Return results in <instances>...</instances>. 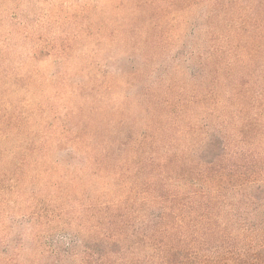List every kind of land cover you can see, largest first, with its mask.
<instances>
[{
	"label": "trees",
	"instance_id": "16d2710c",
	"mask_svg": "<svg viewBox=\"0 0 264 264\" xmlns=\"http://www.w3.org/2000/svg\"><path fill=\"white\" fill-rule=\"evenodd\" d=\"M239 1L248 7L236 21L242 35L217 28L222 38L213 54L199 63L188 57L175 101L169 77L139 89L141 120L126 116L136 108L129 95H117L113 106L89 101L101 120L71 128L68 118L49 131H28L29 120L0 115V130H8L0 145H15L0 148V184L15 183L0 192L11 195L6 202L22 219L15 239L11 227L0 233L1 264H264V0H235L231 17L242 11ZM120 28L134 35L139 27ZM117 30L97 28L91 36L111 41ZM136 36L144 46L150 38L154 48L163 44L149 32L147 40ZM165 112L167 130L159 123ZM176 126L182 139L172 142ZM86 177L100 184L78 194ZM60 227L67 238H55Z\"/></svg>",
	"mask_w": 264,
	"mask_h": 264
},
{
	"label": "rangeland",
	"instance_id": "374dc122",
	"mask_svg": "<svg viewBox=\"0 0 264 264\" xmlns=\"http://www.w3.org/2000/svg\"><path fill=\"white\" fill-rule=\"evenodd\" d=\"M233 2L235 0H0V115L5 116L7 122L13 116H22L30 122L26 125L28 131L34 125L49 131L68 118V128H71L90 117L99 123L101 118L91 113L89 101L98 106H113L117 95H129L136 108L127 111L126 116L141 120L145 111L140 106L143 101L139 99V89L149 88L157 79L169 77L168 97L175 101L178 93L182 94V69L192 65L188 57L193 53L194 63H199L203 61H199V57L213 54L222 38L217 28L220 27L224 35L235 38L236 32L242 35L236 21L245 18L248 7L239 1L237 4L242 11L231 17L227 13ZM131 23L139 27L134 35L119 29ZM157 25H161V33L153 30ZM102 27L118 29L116 36L111 41L91 36V32ZM148 32L162 37L160 48L152 46L151 38L147 46L132 38L137 35L147 40ZM232 44L243 46L236 40ZM108 81L115 87L112 93L104 91ZM93 89L103 97L96 95ZM72 91L79 95L74 97ZM179 108L182 113V103ZM167 116L165 112L164 120L159 119L166 130L169 127ZM181 130L174 128L172 142L176 137L182 139ZM5 133L8 130H0V136ZM13 144L14 141H2L1 151H11ZM56 156L64 163L69 162L65 154ZM7 171L10 176L13 167H7ZM100 180L84 178L82 189L77 193H87L90 186L100 184ZM14 185L13 181L5 179L0 188L13 189ZM10 197L7 191L0 192V233L4 237L6 228L11 227L9 240L15 239L22 226L21 216L11 211L18 209L14 203L6 202ZM258 214L263 217L261 212ZM66 230L57 229L55 238H67ZM181 239L178 235L176 241ZM4 250L0 246L1 261L6 257ZM172 262L177 263V258H172Z\"/></svg>",
	"mask_w": 264,
	"mask_h": 264
}]
</instances>
